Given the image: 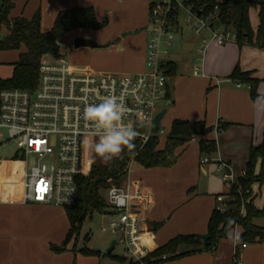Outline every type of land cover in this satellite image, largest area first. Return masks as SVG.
Instances as JSON below:
<instances>
[{
    "label": "crops",
    "instance_id": "obj_1",
    "mask_svg": "<svg viewBox=\"0 0 264 264\" xmlns=\"http://www.w3.org/2000/svg\"><path fill=\"white\" fill-rule=\"evenodd\" d=\"M32 1H36V6H33ZM153 4L152 0H18L11 17L23 16L30 19L29 17L40 9L41 31L47 33L52 29L60 12L72 8L92 7L99 22H103L104 19L108 21L107 27L97 32L98 37L93 38L103 48L92 50V54L102 53L117 57L119 62L110 68L133 69L137 72L127 74H138L146 69L148 27ZM186 7L189 15L192 7ZM125 11L127 13L123 14ZM253 11L255 13L252 16ZM250 21L256 30L258 26L256 9L250 10ZM186 22L184 25L176 23L175 26L180 37V47L183 50L198 43V53L205 49L203 54L199 53L202 55L201 69L199 65L195 69H182L177 60L170 58L168 53V61L173 69L167 81L171 106L165 116L170 110L178 112L176 111L178 103L188 98L193 87L197 86L193 84L194 80L200 78V83L204 86L211 85L210 82L213 81L216 90L212 91L211 98L208 99V105L211 107L205 114L208 123L206 125L212 127L213 131L202 137L195 136L190 142L177 148L175 153L178 160L173 167L145 169L138 166L132 173L130 179L138 183L145 193H150L154 202V206L148 212H144L143 221V231L150 255L178 236H197L202 240L206 238L213 212L218 207L225 210L229 208L227 207L229 186L219 177L218 164L222 161L231 166L233 183H236L245 174L251 147L258 146L263 141L262 138L261 142H254L252 138L247 137L249 127L262 117L254 108L257 100L252 101L247 85L242 84L238 87L229 77L235 67L239 66L242 72H251L253 78L262 81L264 51L253 46L239 47L234 42L236 45L226 46L219 57H215L213 61L210 59L208 63L210 48L216 44L207 39L210 35L207 31V35L203 37L201 33L193 37L189 31L191 27L188 28L190 25L188 19ZM85 30L90 29L78 31ZM15 63H12V66ZM81 68L98 72L89 64ZM188 72H192V75L186 76ZM202 116L200 110L190 108L177 119L189 122L204 121L201 120ZM224 124H228V127L218 132L217 128ZM230 134L246 136L243 140L244 161L241 167L236 166V158L231 153H224L223 149L227 143L224 138ZM200 141H214L216 153L212 155L201 153ZM228 143L230 145L231 141ZM163 148L158 146L159 150ZM204 158L209 161L201 163ZM14 169L19 171L20 166L17 165ZM26 172L27 168L15 172L12 178L16 177L11 181L0 183V264H53V253L56 252L51 247L63 243L70 228L69 220L62 207L23 202V177ZM253 191L255 206L262 209L264 204L258 205V200L262 199L263 186L256 185ZM219 197H223L224 201L219 202ZM242 233V228L236 227L229 237L218 243L214 252L202 249L195 254L176 259L179 261L173 264H234L235 244L232 241L237 235L239 238ZM246 245L240 253V264H264V243ZM189 249L192 248H181L178 253ZM154 261L155 258L150 259V262ZM166 261L168 260H163Z\"/></svg>",
    "mask_w": 264,
    "mask_h": 264
},
{
    "label": "built area",
    "instance_id": "obj_2",
    "mask_svg": "<svg viewBox=\"0 0 264 264\" xmlns=\"http://www.w3.org/2000/svg\"><path fill=\"white\" fill-rule=\"evenodd\" d=\"M181 1L184 4L186 0ZM179 4L180 0H163L151 7L152 31L146 50V69L142 73L95 72L71 65L65 54L59 52V59L42 58L36 90L0 91V146L13 141L22 157L35 159L23 177L24 203L62 208L76 205L77 177L90 174L95 161L92 146L98 141L93 123L84 119L87 105L98 104L107 96L120 98L127 107L123 123L132 125L139 133L135 139L142 146L149 140L153 120L162 110L160 106L169 103L168 47L177 23L175 13ZM216 20L215 14L199 17L190 12L189 22H193L197 35L206 29L212 34L210 42L218 46L236 43L235 33L224 30L222 25L217 28L214 25ZM204 50L199 53L203 54ZM236 85L240 87L242 84ZM208 161L204 158L201 163ZM132 164L125 183L112 186L106 192V215L109 229L116 236V245H124L130 264H148L146 260L150 251L143 221L144 212H148L154 202L150 193H145L138 183L130 180ZM217 172L225 182L236 185L228 163L220 161ZM237 191L240 192L239 187ZM218 201L223 202V197ZM217 210L226 211L222 207ZM246 246L235 243L234 264H240V253ZM166 258L162 256L161 259Z\"/></svg>",
    "mask_w": 264,
    "mask_h": 264
},
{
    "label": "trees",
    "instance_id": "obj_3",
    "mask_svg": "<svg viewBox=\"0 0 264 264\" xmlns=\"http://www.w3.org/2000/svg\"><path fill=\"white\" fill-rule=\"evenodd\" d=\"M18 0H0V50L19 51L22 47L25 52L20 53L18 61L13 65V74L9 79H0V91L4 89H18L34 91L38 85L39 65L44 56L59 59L60 47L58 42L79 29L99 31L106 27L108 22H99L94 8H72L60 12L52 29L43 33L41 31V11L38 9L31 19L23 16L11 17ZM185 6H191L192 12L199 17L215 14L217 20L226 31H233L236 35V44L239 47L253 46L264 51V0H196L185 1ZM258 11V26L256 30L250 21V10ZM176 14V13H175ZM5 27L8 34L1 39V30ZM168 76L172 74L173 67L167 66ZM251 72H242L236 66L230 75L235 83L247 85L252 99L257 98L260 81L252 77ZM228 124L220 125L218 132L226 129ZM213 131L204 121L189 122L175 120L167 135L165 146L158 149L159 139L152 135L142 146L138 139H134L135 148H125L120 158L114 159L110 164L94 161L91 172L87 177H77L78 201L76 205L64 208L69 220L70 228L65 240L60 246H52L56 253H62L69 243L76 241L83 223L92 219L95 214H106L108 204L103 197L112 186H121L128 178V169L131 162L139 167L149 169L156 167H173L178 156L175 151L180 146L190 142L195 136H205ZM199 149L205 155L216 153L214 141H200ZM259 164V171H256ZM236 185L229 184L228 210L224 213L215 210L209 220L207 236L200 239L197 236H178L155 253L147 257L148 264L162 263V256L166 260H176L200 252H214L218 243L229 237L236 228L241 227L242 235L238 244L264 243V226L256 224L264 220V206L258 209L254 203L253 187L264 186V133L263 141L258 146H252L250 157L246 164L245 174ZM240 188V192L237 188ZM230 202H232L230 204ZM243 207V214L241 209ZM192 248L178 253L181 248ZM83 254H92V251L82 250ZM151 258L156 261L150 262Z\"/></svg>",
    "mask_w": 264,
    "mask_h": 264
},
{
    "label": "rangeland",
    "instance_id": "obj_4",
    "mask_svg": "<svg viewBox=\"0 0 264 264\" xmlns=\"http://www.w3.org/2000/svg\"><path fill=\"white\" fill-rule=\"evenodd\" d=\"M163 0H152V2L156 4H160ZM33 6H36V1H32ZM181 4L177 7L176 12V21L180 25L187 24L186 20L190 18V14L188 15V9L185 6V4H182V1L180 0ZM154 5V7H155ZM177 6V5H176ZM191 9V8H190ZM255 11V10H254ZM251 12L252 16L255 12ZM127 13L126 11L123 13ZM29 14V13H28ZM29 17L30 19L32 18ZM103 21H106L104 19ZM108 22V21H107ZM190 25H188L190 34L195 37L196 29L193 27V22H189ZM176 26V25H175ZM107 27V26H106ZM106 27L102 28L99 31H102ZM94 30H85L79 32L78 30L73 31L72 33L65 36L61 43L65 45V47H62L60 49V52L65 54V59L70 63L77 66H83L88 65L93 67L94 70L98 72H119L122 74L134 73L137 71H134L133 69H112L110 67H113V65L117 64L119 62V59L117 57L108 56L106 54L97 53L92 54L91 48H79L74 49L73 48V40L77 37L84 38V39H90L95 40V36L98 37L99 34ZM151 18H150V24L148 27V33L149 38L151 35ZM206 31L209 32L206 29H203L201 31L202 37L203 35H207ZM8 34L5 27H2L1 30V39L6 37ZM208 40L211 39L212 34L209 32ZM172 38L169 40L170 47H168V53L170 58H174L177 60L179 67L182 69H195L196 66L201 69L200 62L202 60V55L198 53L199 45L198 43L190 45L188 48H182L180 47L179 43V34L176 32L175 27L171 32ZM92 38V39H91ZM107 44V43H106ZM200 44V43H199ZM235 43L232 42V44H226L224 46H217L213 45L210 48V57L209 60L216 57H219V55L222 53L223 48H225L228 45H234ZM236 45V44H235ZM185 47V46H184ZM214 51V52H213ZM25 52V48L22 47L19 51H2L0 50V79H9L12 77L13 74V66L12 63L17 62L19 59L20 53ZM199 61V64H198ZM210 61V63H212ZM186 72L188 70H185ZM188 74L192 75V72L186 73V76ZM202 73L200 72V75ZM198 80V81H197ZM197 80H194L193 84L197 85L195 88L193 87V91L190 93L188 98L183 99L180 101L177 105L176 111L177 113L172 112L173 110H170L169 113L162 119L160 123V129L157 134L159 139V146L164 147L167 135L171 129L172 123L177 119L178 116L186 113L190 108L198 109L201 111V114L203 115L201 117V120H204L207 123V119L205 117V114L207 110H210L211 105H208V99L211 98L212 91L216 88L214 87L215 83L213 81H209L211 85H202L200 82V78ZM226 80V79H225ZM196 81V82H195ZM259 87L257 90V93L260 97H264V77L262 81L259 83ZM236 85V84H235ZM204 86V87H203ZM252 99V98H251ZM257 100V98L252 99ZM167 104L160 106V110L164 109ZM199 121V120H198ZM249 132L247 134V137L252 138L254 142H261L263 138L264 133V115H262L261 119L257 121L256 124L249 127ZM6 134V131H3ZM246 136L239 135V136H233V134H230L229 136H226L224 141H231V144L226 143V146L224 147V153L229 154L231 153L236 158V166L241 167L243 159V151H244V142ZM92 158L94 160H98L99 162L104 163L96 154L92 153ZM35 159L30 156L28 158L22 157L21 153L18 150V147L15 142L9 141L4 146H0V183L4 181H11L16 176H13L15 172L23 171L27 168V171L30 170L31 166L34 164ZM112 162V161H111ZM110 162V163H111ZM108 163V164H110ZM105 164V163H104ZM17 165L20 166L19 171L15 170L14 167ZM259 164L257 165L256 171H259ZM138 169V165L136 163H133L131 166V173L130 177H132V173ZM244 176V175H243ZM221 178V176L219 175ZM131 181L135 182L133 179H130ZM237 183V182H236ZM227 186H229V183H227ZM103 197L106 199L107 194L106 192H103ZM264 204V186H263V194L262 199L258 200V205ZM263 207V206H262ZM258 225L264 226V220L259 221L257 223ZM105 228L106 230L103 231L102 229ZM116 238V236L113 234V232L109 229V218L106 214H95L92 219H87L80 230L79 236L76 241L72 240L69 245L67 246V249L62 253H53V264H130V259L125 256V247L123 244H118L115 246L113 251L110 254L106 253V250L110 247L111 242ZM82 250H89L92 251V254L85 255L81 251ZM175 261L179 260H168L166 262H163L161 264H173ZM234 263V262H233Z\"/></svg>",
    "mask_w": 264,
    "mask_h": 264
},
{
    "label": "clouds",
    "instance_id": "obj_5",
    "mask_svg": "<svg viewBox=\"0 0 264 264\" xmlns=\"http://www.w3.org/2000/svg\"><path fill=\"white\" fill-rule=\"evenodd\" d=\"M258 115H264V97H257L254 103ZM126 105L116 96H107L98 104H89L84 109V119L94 125L98 141L92 146L94 153L105 164L120 158L125 148H135L134 139L139 135L132 125H125L123 117ZM238 235L233 244L238 242Z\"/></svg>",
    "mask_w": 264,
    "mask_h": 264
},
{
    "label": "water",
    "instance_id": "obj_6",
    "mask_svg": "<svg viewBox=\"0 0 264 264\" xmlns=\"http://www.w3.org/2000/svg\"><path fill=\"white\" fill-rule=\"evenodd\" d=\"M189 2H193V1H196V0H188ZM214 25L218 28L220 27L221 23L216 20ZM58 45L60 48L62 47H65L64 44H62L61 42H58ZM73 48L74 49H79V48H91V49H102L103 46L102 45H99L96 41L94 40H90V39H84V38H80V37H77L73 40ZM171 106V102H169L167 104V106L162 109L154 118L153 120V123H152V126H151V133L152 135H157L158 132H159V128H160V123L162 121V119L164 118L165 114L167 113V110L168 108ZM232 202H230L231 204ZM116 243H117V240L114 239L111 244H110V247L106 250V253L107 254H110L113 249L115 248L116 246Z\"/></svg>",
    "mask_w": 264,
    "mask_h": 264
}]
</instances>
